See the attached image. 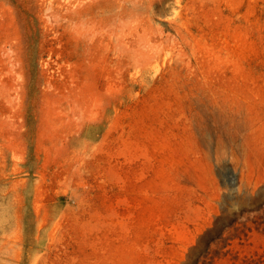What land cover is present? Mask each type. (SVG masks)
I'll list each match as a JSON object with an SVG mask.
<instances>
[{
  "label": "rangeland",
  "instance_id": "rangeland-1",
  "mask_svg": "<svg viewBox=\"0 0 264 264\" xmlns=\"http://www.w3.org/2000/svg\"><path fill=\"white\" fill-rule=\"evenodd\" d=\"M0 264H264V0H0Z\"/></svg>",
  "mask_w": 264,
  "mask_h": 264
}]
</instances>
